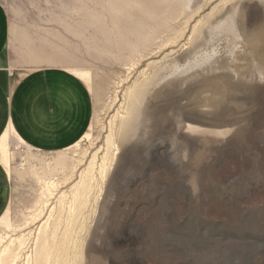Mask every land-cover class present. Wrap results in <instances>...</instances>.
<instances>
[{
  "label": "rangeland",
  "instance_id": "1",
  "mask_svg": "<svg viewBox=\"0 0 264 264\" xmlns=\"http://www.w3.org/2000/svg\"><path fill=\"white\" fill-rule=\"evenodd\" d=\"M135 1L146 14L114 15L107 0H0L17 71L45 63L91 73L92 142L78 145L80 170L103 154L113 96L126 85L117 83L174 68L150 86L105 179L96 175L94 211L87 205L89 219L77 222V264H264V0H184L183 14L179 0ZM146 37L152 51L128 60ZM12 149L8 207L20 224L37 186L18 175L25 149Z\"/></svg>",
  "mask_w": 264,
  "mask_h": 264
},
{
  "label": "bare ground",
  "instance_id": "2",
  "mask_svg": "<svg viewBox=\"0 0 264 264\" xmlns=\"http://www.w3.org/2000/svg\"><path fill=\"white\" fill-rule=\"evenodd\" d=\"M179 1L181 2L180 14H183L187 6L184 0ZM107 7L114 15H119L124 10L126 12L128 7H136L140 13L146 14L135 0H120V2L107 0ZM92 16L96 23L101 22V16L94 14ZM193 29L196 32V26ZM170 39L168 37L167 40L170 41ZM153 40L146 37L144 42L130 44L128 60L135 59L141 50L152 51L149 48L153 46ZM167 46L162 41L158 47ZM135 64V61L131 62L129 72L133 71ZM160 69L162 75L158 79H156L158 71L142 70L134 79L132 78V81L129 79V83L127 79L117 83L118 87H122V83L126 85L120 90V98L117 91L114 93V100H118L119 104L107 123L108 130L106 129L103 154L99 162L97 152L92 154L88 164L82 170L80 168L84 165L87 152L83 151L79 157L77 148L81 142L89 144L92 142L90 133H85L80 140L56 152V155L48 160L40 156L34 157L33 149L26 145L11 128L3 133L0 137V163L10 175L13 171L11 163L16 155L12 147L18 144L24 148L25 156L33 158L35 164L31 162L24 164L25 156L19 155L21 163L18 175L32 178L37 189L32 204L21 213L20 224L13 220L9 207L0 216V264H77L80 262L81 245L79 238L75 235L77 222L82 225V220L89 219V216H84L83 213L87 205L90 206V215L94 211L93 205H90L96 200L94 189L101 192L96 175L100 182L105 179L122 141L135 127L150 86L167 79L174 71V68L167 64ZM65 70L81 80L90 93L93 92L92 76L88 70L79 68H65ZM187 129L194 132L197 128L188 125Z\"/></svg>",
  "mask_w": 264,
  "mask_h": 264
},
{
  "label": "crops",
  "instance_id": "3",
  "mask_svg": "<svg viewBox=\"0 0 264 264\" xmlns=\"http://www.w3.org/2000/svg\"><path fill=\"white\" fill-rule=\"evenodd\" d=\"M10 35L12 42V27ZM11 42L9 19L0 3V137L11 128L33 151L56 153L68 148L91 126L89 90L60 65L33 64L35 70L17 71ZM9 176L0 163V216L10 203Z\"/></svg>",
  "mask_w": 264,
  "mask_h": 264
}]
</instances>
